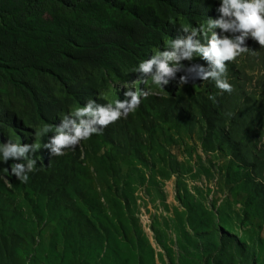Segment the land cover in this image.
Listing matches in <instances>:
<instances>
[{
  "label": "rangeland",
  "instance_id": "obj_1",
  "mask_svg": "<svg viewBox=\"0 0 264 264\" xmlns=\"http://www.w3.org/2000/svg\"><path fill=\"white\" fill-rule=\"evenodd\" d=\"M162 7L156 0H0V20L99 29L128 22L127 8H151L154 17L189 28L215 18L192 23ZM169 41L164 36L145 55L87 69L74 88L47 66L19 81L0 72V142L39 146L27 183L0 165V264H264V47L246 40L249 51L225 62L231 93L217 95L198 79L157 90L132 71ZM25 88L63 99L53 118L34 112L38 99L30 93L28 100ZM124 88L152 94L127 119L62 156L43 148L52 135L43 131L47 125L88 98L123 100ZM207 101L218 105L212 125L202 114ZM221 237L238 245L229 241L215 256Z\"/></svg>",
  "mask_w": 264,
  "mask_h": 264
},
{
  "label": "clouds",
  "instance_id": "obj_2",
  "mask_svg": "<svg viewBox=\"0 0 264 264\" xmlns=\"http://www.w3.org/2000/svg\"><path fill=\"white\" fill-rule=\"evenodd\" d=\"M216 12L217 18H208L205 23L190 28L183 27L169 41L168 47L157 50L151 58L140 60L132 71L141 74V81L150 77L157 90L165 89L174 80L179 88L198 79L212 83L218 90L217 95L231 93L232 84L227 78L228 64L225 62L234 61L248 52L245 42L249 38L264 47V0H218ZM194 57L205 60L207 66L195 63ZM177 72L183 73L178 80ZM150 94L152 89L137 92L124 88L123 100L111 103H98L99 97L84 100L82 106L59 118L58 124L43 129L52 133L47 136L43 148L52 157L62 156L82 141L103 134L108 125L127 119L139 107L141 98ZM208 98L214 101L213 95L209 94ZM38 147L35 140L15 143L6 139L0 142V165H8L4 170L11 177L19 183H27L36 165L33 157ZM3 179L10 182L7 176Z\"/></svg>",
  "mask_w": 264,
  "mask_h": 264
},
{
  "label": "trees",
  "instance_id": "obj_3",
  "mask_svg": "<svg viewBox=\"0 0 264 264\" xmlns=\"http://www.w3.org/2000/svg\"><path fill=\"white\" fill-rule=\"evenodd\" d=\"M110 1L103 0L105 3ZM156 1L162 3L166 13H174L171 12L173 9L192 23L204 20L210 13H214L215 18L219 15L215 0H197L193 6L188 0ZM126 12L130 18L128 22L106 23L99 29L73 22L63 24L61 20L5 24L1 19L0 72L19 81L18 77L25 71L40 72L42 66H47L68 88H74L78 87L77 80L85 70L112 66L116 59L125 61L137 58L141 53L145 55L149 43H157L164 36L171 40L184 27L170 23L167 18L154 17L151 8L143 11L127 8ZM194 62L202 65V61ZM41 90L25 88L24 94L28 100L30 93L36 96L39 105L35 104L34 112L51 119L60 109L63 99L45 100ZM84 93L88 95V90ZM201 109L206 122L212 125L218 113L217 103L207 101ZM1 113L6 116V111ZM11 123L14 125L13 118ZM220 240L215 256L220 255L230 241L224 237ZM230 242L237 247L236 241Z\"/></svg>",
  "mask_w": 264,
  "mask_h": 264
}]
</instances>
